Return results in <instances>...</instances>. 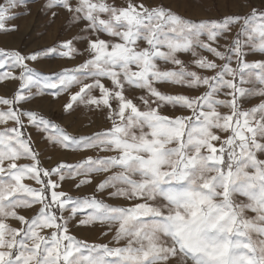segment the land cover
I'll list each match as a JSON object with an SVG mask.
<instances>
[{"label":"snow or ice","instance_id":"6c2138e0","mask_svg":"<svg viewBox=\"0 0 264 264\" xmlns=\"http://www.w3.org/2000/svg\"><path fill=\"white\" fill-rule=\"evenodd\" d=\"M19 7L27 0L0 2V32L18 30L8 22ZM42 9L83 24L87 57L41 75L29 62L84 53L73 39L31 53L0 47V83L19 82L0 95V264H264V0L199 19L151 0ZM46 90L68 95L66 112L84 105L109 126L70 135L23 107ZM29 128L94 155L45 167ZM68 179L93 191L73 196ZM97 224L107 242L77 235Z\"/></svg>","mask_w":264,"mask_h":264},{"label":"rangeland","instance_id":"374dc122","mask_svg":"<svg viewBox=\"0 0 264 264\" xmlns=\"http://www.w3.org/2000/svg\"><path fill=\"white\" fill-rule=\"evenodd\" d=\"M2 2V0H0ZM110 3L123 6L126 0H109ZM148 2V0H146ZM152 3H164L173 7L174 10L183 15H190L194 18L204 17H222L231 13H246L250 7H260L262 0H204L205 8L189 9L186 0H151ZM44 0H27V9L19 7L15 9L16 18L10 20L9 25H16L17 31L0 32V47L7 49H19L24 53L47 48L61 41L73 39L74 46L83 52V55H75L74 58L68 59L60 57L56 54L42 55L36 62H29L30 67L37 70L41 75L60 72L64 68H72L87 57L84 52L87 47L86 37L82 34L83 24H74L67 12L59 10L57 16L53 17L51 12H46L42 9ZM25 11L28 14H23ZM75 38V39H74ZM107 39L108 37H104ZM223 45L225 41L221 39ZM188 59V57H182ZM259 55H249L247 59H259ZM2 71V70H0ZM18 71V70H17ZM18 81L8 80L0 83V95L11 96L18 88ZM73 91L76 89L73 88ZM169 91L180 92L184 89L169 88ZM36 90L33 89V92ZM46 90L45 94L36 96L29 103L23 105L26 109L35 110L45 116V118L56 123L66 130L70 135H89L97 130L109 126V121L105 116L98 111L89 110L84 105L75 107L72 111H65L64 105L68 101L67 94H61L53 98L51 92ZM259 102L258 97L251 98L245 107H251ZM227 111L226 109H221ZM35 147L41 152V158L45 167L54 166L60 161L75 163L81 160L85 155H94L93 152L87 153L82 151L63 150L58 146H53L45 138V134L35 128H29ZM264 159V156L261 157ZM27 162V161H22ZM77 181L68 179L64 183V190L68 191L73 196H83L93 191L90 186H83L79 190L75 188ZM106 198V196H105ZM243 197H238V200H243ZM109 204L124 203L122 200H111L106 198ZM251 215V213H249ZM13 226H19L12 221ZM105 228L97 224L94 228H86L77 232L78 236L85 237L90 241L99 240L107 242L109 237H104L101 232Z\"/></svg>","mask_w":264,"mask_h":264}]
</instances>
